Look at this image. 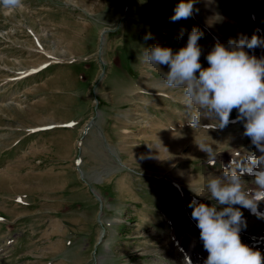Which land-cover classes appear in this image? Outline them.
Masks as SVG:
<instances>
[{
  "label": "rangeland",
  "instance_id": "374dc122",
  "mask_svg": "<svg viewBox=\"0 0 264 264\" xmlns=\"http://www.w3.org/2000/svg\"><path fill=\"white\" fill-rule=\"evenodd\" d=\"M180 2L0 8V264H188L173 240L184 244L186 234L203 246L189 203L225 207L206 189L225 170L253 187L254 176L232 162L261 154L237 110L223 129H193L183 89L166 87L168 67L146 62L144 52H176L195 27L207 68L217 42L264 40V0H194L193 15L173 22ZM244 50L254 56L264 46ZM233 207L246 221L240 235L264 238V217Z\"/></svg>",
  "mask_w": 264,
  "mask_h": 264
},
{
  "label": "clouds",
  "instance_id": "9594fccd",
  "mask_svg": "<svg viewBox=\"0 0 264 264\" xmlns=\"http://www.w3.org/2000/svg\"><path fill=\"white\" fill-rule=\"evenodd\" d=\"M21 7L23 0H0V8ZM193 10L194 0H181L171 20L188 19ZM202 35L194 27L186 46L173 52L169 47L155 45L145 49L144 59L150 64L168 67L163 84L183 89L186 113L190 117L188 124L193 129H223L230 122L231 112L237 110V119L244 122V135L261 153L247 157V172L254 176L253 187L245 188L242 174L225 170L222 176L210 179L206 185L208 198L225 207L217 210L215 205L208 206L196 199L188 207L192 209L191 218L196 221L200 240L208 253L204 264H264L260 251L242 243L240 231L242 226L246 227V221L240 209L233 207L239 205L264 217V213L258 212L259 203L264 202V57L250 56L244 50L264 46V40L253 34L250 39L242 35L238 41L229 40L228 47L217 42L207 54L209 66L204 68L198 44ZM151 38V34L145 36V40ZM202 117L212 123L202 125ZM197 145L207 153L208 163H214L216 153L212 146L203 142Z\"/></svg>",
  "mask_w": 264,
  "mask_h": 264
},
{
  "label": "bare ground",
  "instance_id": "6f19581e",
  "mask_svg": "<svg viewBox=\"0 0 264 264\" xmlns=\"http://www.w3.org/2000/svg\"><path fill=\"white\" fill-rule=\"evenodd\" d=\"M207 9L209 11H214L213 9V5H208L207 6ZM214 13V12H213ZM248 50H251V49H248ZM262 52V51H261ZM260 53V52H259ZM251 54V53H250ZM252 54H255V53H252ZM251 56V55H250ZM255 57L258 56V58H261V57H264V53H260V54H256L254 55ZM236 152H234L232 155H235ZM231 155V156H232ZM247 156L246 154L244 153H240L239 155L237 154L233 159H232V162H235L237 160L241 161V163H243V168L244 170H247V166H248V159H247ZM249 174V173H248ZM95 197H97V195L95 194ZM99 199V197H98ZM261 206L258 208V210H264L263 208V205H262V202H260ZM246 209V208H244ZM249 213H251L250 210L246 209ZM264 212V211H263ZM262 212V213H263ZM248 213V214H249ZM258 218V217H257ZM245 235V233H244ZM243 235V236H244ZM180 236V235H179ZM185 237L184 240L186 241L184 244H183V238L181 239V243L176 240L174 238V243L177 244V246L180 247V250L178 253V255H182L180 256L182 260H184L183 258H185L187 261H188V264H204V261L206 260L207 256H208V253L207 251L204 250L203 246L197 241V240H193L190 238V236L186 235L185 234ZM241 237V241L243 244H246L248 245L250 248H252L254 251H260L262 256H264V238L262 237H259L257 236L256 239L255 238H252V237H249V236H244ZM250 239V240H253L250 241V240H247V239ZM247 240V241H246ZM261 245V246H260ZM260 246V247H259Z\"/></svg>",
  "mask_w": 264,
  "mask_h": 264
}]
</instances>
